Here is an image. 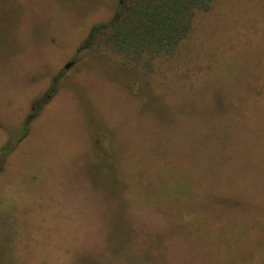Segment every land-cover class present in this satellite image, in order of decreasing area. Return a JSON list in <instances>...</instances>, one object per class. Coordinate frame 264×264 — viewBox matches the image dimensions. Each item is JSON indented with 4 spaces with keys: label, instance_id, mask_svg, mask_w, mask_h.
<instances>
[{
    "label": "rangeland",
    "instance_id": "1",
    "mask_svg": "<svg viewBox=\"0 0 264 264\" xmlns=\"http://www.w3.org/2000/svg\"><path fill=\"white\" fill-rule=\"evenodd\" d=\"M116 2L0 0L1 116L59 76L0 174V264H264V0L149 67L85 42Z\"/></svg>",
    "mask_w": 264,
    "mask_h": 264
},
{
    "label": "trees",
    "instance_id": "2",
    "mask_svg": "<svg viewBox=\"0 0 264 264\" xmlns=\"http://www.w3.org/2000/svg\"><path fill=\"white\" fill-rule=\"evenodd\" d=\"M212 0H117L111 17L90 27L85 42L100 37L123 57L149 67L157 55H172L191 30L198 12L210 8ZM55 75L44 96L37 99L31 112L20 125V136L13 138L15 129L5 128L7 140L0 147V174L8 156L27 135L30 121L43 102L57 90Z\"/></svg>",
    "mask_w": 264,
    "mask_h": 264
},
{
    "label": "crops",
    "instance_id": "3",
    "mask_svg": "<svg viewBox=\"0 0 264 264\" xmlns=\"http://www.w3.org/2000/svg\"><path fill=\"white\" fill-rule=\"evenodd\" d=\"M53 71H54V65H53ZM53 71H52V73L49 74L48 77L52 76ZM0 78H1V76H0ZM47 82H48L47 79H44V80H41V82L38 81L37 83H35V85H34L35 94H33L31 97L29 96L30 98L27 100L28 108L26 109V113H21L19 117L12 118L11 120L8 121L7 119H4L1 116V112H0V147L7 140V132L4 130L3 126L11 128V129H17L18 127H20V125L22 124V122L24 121V119L28 115V110H29V106H30L32 99L37 97L39 95L40 91H43L47 87ZM2 93L5 94V91L0 90V97L4 96V95H2ZM28 132H29V129H28ZM26 138H27V135L21 139L20 143L23 142ZM19 144H18V146H19ZM17 147L12 151V153L9 156L16 155L15 153H17V151H18Z\"/></svg>",
    "mask_w": 264,
    "mask_h": 264
},
{
    "label": "water",
    "instance_id": "4",
    "mask_svg": "<svg viewBox=\"0 0 264 264\" xmlns=\"http://www.w3.org/2000/svg\"><path fill=\"white\" fill-rule=\"evenodd\" d=\"M70 63H71V62L66 63V64L64 65V67H65V68H68V67L70 66Z\"/></svg>",
    "mask_w": 264,
    "mask_h": 264
}]
</instances>
